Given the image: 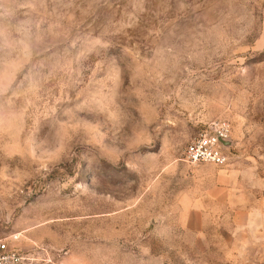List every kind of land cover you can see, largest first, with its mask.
I'll return each mask as SVG.
<instances>
[{
	"label": "rangeland",
	"instance_id": "1",
	"mask_svg": "<svg viewBox=\"0 0 264 264\" xmlns=\"http://www.w3.org/2000/svg\"><path fill=\"white\" fill-rule=\"evenodd\" d=\"M217 121L229 162H184ZM14 234L26 264H264V0H0Z\"/></svg>",
	"mask_w": 264,
	"mask_h": 264
},
{
	"label": "built area",
	"instance_id": "2",
	"mask_svg": "<svg viewBox=\"0 0 264 264\" xmlns=\"http://www.w3.org/2000/svg\"><path fill=\"white\" fill-rule=\"evenodd\" d=\"M228 142L232 143L231 126L226 121L209 124L198 132L184 151V162L192 166H224L229 162ZM20 234L0 237V264H26L30 258L19 246Z\"/></svg>",
	"mask_w": 264,
	"mask_h": 264
},
{
	"label": "water",
	"instance_id": "3",
	"mask_svg": "<svg viewBox=\"0 0 264 264\" xmlns=\"http://www.w3.org/2000/svg\"><path fill=\"white\" fill-rule=\"evenodd\" d=\"M230 145H231V142H228V143L226 144L227 147H229Z\"/></svg>",
	"mask_w": 264,
	"mask_h": 264
}]
</instances>
